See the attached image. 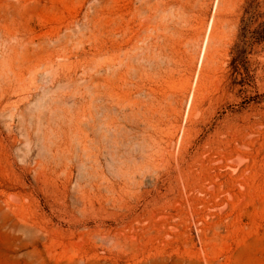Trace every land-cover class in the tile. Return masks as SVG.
Instances as JSON below:
<instances>
[{
    "label": "rangeland",
    "instance_id": "374dc122",
    "mask_svg": "<svg viewBox=\"0 0 264 264\" xmlns=\"http://www.w3.org/2000/svg\"><path fill=\"white\" fill-rule=\"evenodd\" d=\"M0 264H264V0H0Z\"/></svg>",
    "mask_w": 264,
    "mask_h": 264
}]
</instances>
